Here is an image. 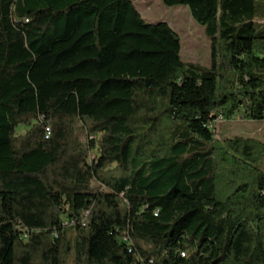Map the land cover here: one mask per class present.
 I'll return each instance as SVG.
<instances>
[{
	"label": "trees",
	"instance_id": "trees-1",
	"mask_svg": "<svg viewBox=\"0 0 264 264\" xmlns=\"http://www.w3.org/2000/svg\"><path fill=\"white\" fill-rule=\"evenodd\" d=\"M160 1L208 67L133 0H0V264H264V143L213 129L264 121V0Z\"/></svg>",
	"mask_w": 264,
	"mask_h": 264
},
{
	"label": "rangeland",
	"instance_id": "rangeland-1",
	"mask_svg": "<svg viewBox=\"0 0 264 264\" xmlns=\"http://www.w3.org/2000/svg\"><path fill=\"white\" fill-rule=\"evenodd\" d=\"M133 3L145 23L152 25L164 22L179 36L180 56L184 62L204 67L210 65L209 41L204 36V29L193 21L187 8L182 6L168 8L160 0H133ZM213 129L220 139L242 137L264 143V121L219 120L214 124ZM25 131L26 129L20 126L16 129V135Z\"/></svg>",
	"mask_w": 264,
	"mask_h": 264
},
{
	"label": "built area",
	"instance_id": "built-area-1",
	"mask_svg": "<svg viewBox=\"0 0 264 264\" xmlns=\"http://www.w3.org/2000/svg\"><path fill=\"white\" fill-rule=\"evenodd\" d=\"M49 136V129H46V138Z\"/></svg>",
	"mask_w": 264,
	"mask_h": 264
}]
</instances>
